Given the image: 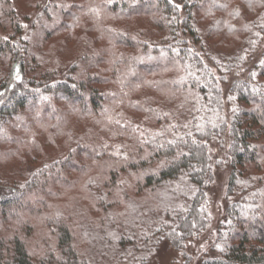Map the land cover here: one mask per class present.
<instances>
[{"label":"trees","instance_id":"16d2710c","mask_svg":"<svg viewBox=\"0 0 264 264\" xmlns=\"http://www.w3.org/2000/svg\"><path fill=\"white\" fill-rule=\"evenodd\" d=\"M41 12L33 42L20 41L16 11L0 0V167L15 170L9 158L16 153L24 165L44 152L62 154L22 184L0 181V225L14 224L0 232V264H92L77 244L90 242L89 212L101 213L99 227L109 228L103 234L117 239L119 230L133 229L129 193L155 187H165L162 197L170 201L182 192L189 197L186 213L161 231L183 250L209 225L207 143L227 128V196L241 194L228 206L233 225L225 249L203 264H264V82L257 78L264 58L256 78L230 84L241 107L229 126L221 115L222 83L245 62L251 39L264 33V0H54ZM57 31L61 40L49 53L44 45ZM208 38L225 50L222 59L205 61ZM63 49L71 53L72 71L59 79L52 66ZM93 166L101 178L87 177L85 187L99 182L110 203L86 193L69 212L47 207L71 176ZM182 176L188 186H180ZM35 219L44 231L32 248L27 238Z\"/></svg>","mask_w":264,"mask_h":264},{"label":"rangeland","instance_id":"374dc122","mask_svg":"<svg viewBox=\"0 0 264 264\" xmlns=\"http://www.w3.org/2000/svg\"><path fill=\"white\" fill-rule=\"evenodd\" d=\"M10 1L20 23V41L24 40L32 43L35 32L38 29V24L44 16V13L41 12L42 8L44 6H51L54 0H34L33 4H38L36 9L33 8L32 3H29L30 0ZM28 3L30 7H28ZM46 29L47 28L44 30ZM58 32L59 31L50 37L44 45V49L49 53H51L50 49L53 43L55 44L61 40L62 35ZM148 38L150 39V37ZM251 41L252 42L248 46L249 54L245 58V62L236 70H232L227 75L226 82L222 83L221 115L226 121L227 126L233 121L236 112L241 107L230 93V84L235 80H248L250 75H254L256 78L255 74L258 72V69L255 70L256 65L264 58V33L260 36L259 41L254 39H251ZM206 43L205 50L209 55V59H205L206 62L211 61L213 58L220 60L222 59L221 57H224L226 54L225 50L217 46L216 42L211 38H208ZM65 45L66 47L69 46L67 44ZM246 45L247 42L244 44L241 42L239 47H245ZM58 47H61V45ZM54 57L55 59L52 67L57 77L61 79L72 71L71 53L69 49H63L61 52H56ZM257 78L264 82L263 74ZM74 121V118H70L69 124L74 127L78 126L80 129L84 127L85 121H81L78 124ZM199 124L200 123H198L197 126ZM263 137L264 135L261 136V138ZM230 141L231 138L227 128L222 136L207 143L213 175L212 181L207 188L210 222L207 229L202 234L186 242V246L183 250L173 249L163 238L161 231L165 227H173L176 223L174 220L186 213L189 202L187 198L189 197L183 195L182 192L179 196H176V200L170 201L162 197L161 192L166 189L165 187H155L150 189L146 188L143 190V193L139 195L132 196V193H129V199L133 201L128 210V221L132 223L133 229L128 233H122L123 231L119 230L117 239H112V237L103 234V232L109 228L103 229L99 227L98 217H101V213L89 212L88 216L94 217L95 222L92 223L93 229L91 235L89 233L90 242L87 243L86 239V241L77 240L80 254L86 257L92 264H203L206 259L219 255V252L225 249L228 237L232 231L233 224L228 213L229 203L238 201L241 194L236 193L234 196H227V184L231 170L228 154ZM58 147L57 145L55 148L58 149ZM53 149L54 148L47 147V151H52ZM1 150L2 148H0V151ZM60 154H62L60 151L56 154L44 152L40 154L36 160L32 161V164L29 163L28 165H24L23 163H17L15 157H19L18 155L21 154L16 153L15 157L13 156L14 158H9V160L12 159L11 163L12 161L15 162V170L7 166L0 167V181L5 182L8 187L14 185L17 181L22 184L27 181V177L30 179L32 178V173H45L44 169L53 164L57 159H60L58 156ZM262 154L264 155V152H262ZM261 164L264 165V162H261ZM249 166L250 165L247 164L246 168H249ZM100 173V167L93 166L85 174L78 175L76 179L73 178L75 176H71L70 182L65 189L47 198V207L52 208V206L59 205L69 212L70 208L75 207L79 199L87 194L93 198L102 199L105 203H110L111 199L105 197V190L99 182L94 181L88 188L85 187L84 181L87 177L100 180ZM181 180L183 184L180 186L185 187L189 185L185 176H182ZM260 187L261 186H258L257 188L260 189ZM191 190L192 192L194 191L193 186L190 192ZM0 191H3L1 186ZM190 192L187 194H190ZM122 205L121 202L120 206ZM115 206L117 207V205H113V207ZM24 210H26V208ZM43 210H45V207L37 205L36 211L39 212ZM29 212L30 211H25L22 217L32 222ZM70 219L73 221L72 216ZM1 224L0 232L4 233H7L9 229L14 226L12 222L6 221H3ZM33 224L35 225L34 231L27 239L30 247L37 248L39 242H41L39 233L44 231V224L38 219L33 220Z\"/></svg>","mask_w":264,"mask_h":264}]
</instances>
